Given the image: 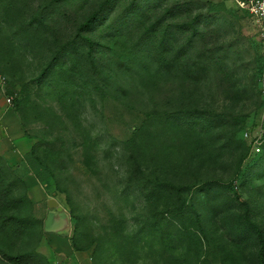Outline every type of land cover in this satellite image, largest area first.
Returning <instances> with one entry per match:
<instances>
[{
	"label": "rangeland",
	"instance_id": "obj_1",
	"mask_svg": "<svg viewBox=\"0 0 264 264\" xmlns=\"http://www.w3.org/2000/svg\"><path fill=\"white\" fill-rule=\"evenodd\" d=\"M0 137V264H260L264 32L236 0H0Z\"/></svg>",
	"mask_w": 264,
	"mask_h": 264
},
{
	"label": "water",
	"instance_id": "obj_2",
	"mask_svg": "<svg viewBox=\"0 0 264 264\" xmlns=\"http://www.w3.org/2000/svg\"><path fill=\"white\" fill-rule=\"evenodd\" d=\"M47 202L49 212L44 221V232L60 236L67 235L71 230L70 215L59 205L55 198H50Z\"/></svg>",
	"mask_w": 264,
	"mask_h": 264
},
{
	"label": "trees",
	"instance_id": "obj_3",
	"mask_svg": "<svg viewBox=\"0 0 264 264\" xmlns=\"http://www.w3.org/2000/svg\"><path fill=\"white\" fill-rule=\"evenodd\" d=\"M134 14L140 20H143L144 14H142L139 10H136V12ZM93 24H94L93 20L87 19L84 22L83 28H91L93 26ZM7 189H4L3 191L0 190V206L3 205V204H6V199H5L6 196L4 195V191L6 192ZM154 214H155V216H159V214H160L159 210L156 209V212ZM247 221L257 231V233L259 235V239H260L259 263L260 264H264V239L261 236L259 227L254 222L249 221L248 219H247ZM9 260L13 264H32V261H33L28 256H24V255L11 257V258H9Z\"/></svg>",
	"mask_w": 264,
	"mask_h": 264
},
{
	"label": "built area",
	"instance_id": "obj_4",
	"mask_svg": "<svg viewBox=\"0 0 264 264\" xmlns=\"http://www.w3.org/2000/svg\"><path fill=\"white\" fill-rule=\"evenodd\" d=\"M237 6L245 10L256 27L264 32V0H236ZM11 102V99L8 100Z\"/></svg>",
	"mask_w": 264,
	"mask_h": 264
},
{
	"label": "crops",
	"instance_id": "obj_5",
	"mask_svg": "<svg viewBox=\"0 0 264 264\" xmlns=\"http://www.w3.org/2000/svg\"><path fill=\"white\" fill-rule=\"evenodd\" d=\"M0 142H3L1 137H0ZM5 157H6L7 159H8V158L10 159V157H9V156H5ZM18 157L20 158V161H21L22 159H24V157H23V158H21V156H20V155H19ZM3 160H4V159H3Z\"/></svg>",
	"mask_w": 264,
	"mask_h": 264
}]
</instances>
